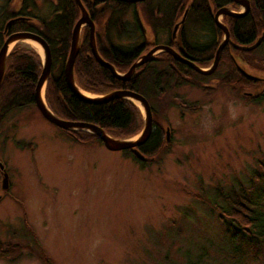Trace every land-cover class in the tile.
<instances>
[{
	"label": "rangeland",
	"instance_id": "374dc122",
	"mask_svg": "<svg viewBox=\"0 0 264 264\" xmlns=\"http://www.w3.org/2000/svg\"><path fill=\"white\" fill-rule=\"evenodd\" d=\"M167 13L170 21L172 9ZM196 29L189 21L190 41H204ZM133 39L142 40L137 29ZM18 45L44 55L39 44L17 42L11 51ZM258 51L256 61L264 58V46ZM242 62L264 77L260 65ZM60 67L53 61L52 75ZM191 74L193 80L164 76L160 87L168 98L161 95L159 103L145 95L155 100L153 125L164 136L163 147L147 160L68 134L36 103L8 112L0 122V161L9 174L7 190H0V264H191L202 251L209 254L203 264H262L254 257L258 247L239 262L232 259L223 239L226 224L211 201L232 186L252 185L264 197V98L245 97L260 93L263 84L240 87L239 94L231 85L234 73L223 85ZM186 104L192 110L183 109ZM243 242L250 245L246 237Z\"/></svg>",
	"mask_w": 264,
	"mask_h": 264
},
{
	"label": "trees",
	"instance_id": "16d2710c",
	"mask_svg": "<svg viewBox=\"0 0 264 264\" xmlns=\"http://www.w3.org/2000/svg\"><path fill=\"white\" fill-rule=\"evenodd\" d=\"M183 2L184 0L177 1V5L172 10L170 21L169 13H167L164 21L165 26H168V24L170 28L175 26L174 21L181 11ZM212 2L217 7L232 3L231 0H212ZM66 4V16L58 15L53 18L51 22L52 28L49 23L52 30L49 41L53 43L56 36L62 38L61 47L58 48L56 46V41L55 45L53 44L54 61L60 62L61 67L57 74L53 73L52 75L51 73L46 86V99L49 106L54 112L64 118L95 122L109 131H117L120 136H130L137 133L142 126V118L139 107L132 101L120 98L102 104L89 103L80 100L68 87L65 80L64 67L71 49L72 26L80 15V9L75 0H66ZM191 8L190 17L194 19L193 22L195 24L197 23L196 20L202 19L206 26L213 25L207 0H194ZM227 22L233 37L245 43L254 42L258 35L264 31V0H252L251 11L239 18L229 17ZM184 26L185 30H180L183 43L195 55L194 59L200 66H208L214 57L217 44L208 46L193 45L189 39L187 27L186 25ZM67 29L68 31H66ZM218 30L221 34V30ZM263 46L264 41L257 49L251 52L262 50ZM84 49H87V47L82 44L81 51ZM118 49L120 52L126 53L124 48L118 47ZM81 51L76 58L74 71L78 83L86 90L103 93L116 88H130L156 98L162 92L160 85H166L167 83L164 80V76L161 75L158 66L152 64H149L147 69L133 80L123 82L116 79L109 69L101 66L94 59H86V56ZM135 52V49H133L134 56L132 61L136 59ZM245 53L247 52L245 51ZM230 55L227 53L225 59L222 57L221 61L230 66L225 80L230 81L234 73L247 88L252 84L264 85L262 82L254 81L244 76L232 62V56L230 57ZM263 64L264 62L261 61L259 65L263 67ZM255 65L253 64V66ZM41 71L42 59L38 52L19 47L10 52L0 86V121L8 112L16 108L35 104V87ZM191 73L200 75V73L195 71ZM168 79L170 80L169 77ZM234 79L236 80V78ZM245 97L253 102L261 101L264 98V88L258 94L246 95ZM162 134L163 131L160 128L153 131L149 140L141 145L140 149L147 155L156 154L164 145V136ZM75 135L82 140H87V138L91 137L101 141L98 136L87 132H75ZM127 152L130 153L131 151L128 150ZM230 189L223 191L224 193H218L211 201L212 207L219 213L220 219L223 220L227 227L223 236L224 243L227 244V251L231 252L233 260L239 262L248 256V250L252 251L255 247H258L260 249H258L259 251L254 250V257L264 264V197L252 185L244 187L232 186ZM243 237H246L247 243H250L249 246L245 245L246 242H243ZM198 255L195 256V261H192L191 264H203L205 257L209 256L203 251Z\"/></svg>",
	"mask_w": 264,
	"mask_h": 264
},
{
	"label": "flooded vegetation",
	"instance_id": "af4514ba",
	"mask_svg": "<svg viewBox=\"0 0 264 264\" xmlns=\"http://www.w3.org/2000/svg\"><path fill=\"white\" fill-rule=\"evenodd\" d=\"M75 1L79 6L80 15L76 19L74 25L72 26V31L78 20L83 16V11L78 1L77 0ZM152 1L153 0H138V1L81 0L85 9L87 10L88 16L92 24L88 20L82 24L79 52L81 51L82 44L86 45L87 49L81 51L86 56V59H90V60L94 59V61H96L98 64L109 69L111 74L114 75L116 79L121 80L123 82H129L133 80L137 75L144 72L149 64L157 65L159 71H161V75L169 77L171 81L176 80V78L193 80L194 78L191 72L195 71L199 73L198 71H196L188 63L178 60L176 57H174V55L171 52L164 50L163 48L156 49V47H159L161 45L170 46L187 60L196 62L199 65V63L194 59L195 55L191 53L189 51V48L186 47V45L183 43V37L181 35V31L180 33H178V35H174L173 34L174 27L170 28L169 31L167 32L168 34L167 40H162V36L160 35V33L165 29L164 21L167 17L168 10L169 9L173 10L174 7L177 5L178 0L175 1L161 0L158 1L156 5H154ZM249 1H250V9L247 12H245L246 11L245 5L242 2L231 0L232 3L217 7L212 2V0H207L209 14L213 19V25L208 27L206 26V24L202 22V19L196 20L197 21L196 24L195 22H193L194 19L190 17V13L192 11L191 5L194 2V0H184L183 4L181 5V11L178 13L174 21L175 24L176 21L183 16L185 10L187 9V6L189 5L188 7L190 9H188L185 22L181 25L180 30L182 29L185 30L184 25H186L187 27L188 22L191 21L193 25L197 26L198 29L196 30H199L205 34V40L207 39V37L209 38L207 42H204L205 40L200 41L194 39L195 41H192L193 45L208 46V45L217 44L214 57L208 65V67H210L215 60L219 46L225 39L224 30L220 25H218L216 20L217 11L223 7H228L231 11L235 13H241V15L238 16H231L228 14H221L219 16V20L222 23L226 24L230 31V39L228 40V42L226 43V45L222 50L217 68L211 74H207L209 76V79L211 81H215L217 84L218 83H221V85L224 84L223 81H225L224 79L226 77V73L228 72L227 70H225L220 73H217L218 70L224 66L225 63H222L221 61H222V57H224L225 59L227 53H229V55L231 54L232 56L234 51L236 52L234 54H237V56L240 57L241 60L245 62H249L252 65L253 64L259 65L261 61L264 62V59L260 61H256L259 58L255 57L256 54L251 52L257 49L264 41V31L262 32V34L258 35V37L254 42L245 43L239 40L238 38L232 36L231 30L227 22V18L229 17L239 18L246 15L249 11H251L252 0ZM164 2L165 4H163ZM165 6L166 8H164ZM65 10L67 11L66 0H0V50L4 45L6 39L9 38L11 35L18 32L33 33L43 37L48 42L51 49L52 58L54 61L53 44L55 45V41H56L57 42L56 46L58 48L61 47L62 38L56 36L54 37L55 41L52 40L53 43L49 41V38L51 39L50 34L52 33L50 26L52 28L51 22L53 18L57 17L58 15H62V17L66 16ZM49 15L51 17H48ZM128 15H130V17H133V22L131 21V19L127 18ZM144 17L151 25V28L145 22ZM92 26L94 27L93 33L95 35V43L98 53L105 61L114 65L116 70L121 74L126 73L130 69L132 64L135 61H137L140 57L150 53L154 49L155 50L152 52L151 58L145 63L141 64L136 69L134 75L130 79L127 80L119 79L115 76V74L112 72L110 68L100 63L97 57L95 56L91 44ZM136 29L140 32L142 38L141 41L133 39V33L136 31ZM218 29L221 30V34ZM66 31H68V29ZM127 36H131V39L127 38ZM261 36L263 37V39L256 48L251 50H245L242 48V46H250L254 44L257 41V39L260 38ZM15 47H20V45ZM118 47L124 48L126 53L120 52ZM133 49H135L136 51L135 52L136 59L132 61V58L134 56ZM245 51L247 53H245ZM260 68L264 69V64L263 67L261 66ZM235 78L237 83H233V81H231V85H233V87L237 89L238 93L240 94V91L242 90L240 87H244V83L239 81L240 78L237 77V75ZM202 85H204L206 88L207 86H209L206 83H202ZM161 95H163L164 98L166 94L161 92L160 96H158L157 98L158 101L156 100L158 103L161 101ZM247 95L251 96V94H247ZM166 98H168L167 95ZM154 101L155 100H149L150 103H154ZM192 108L193 107H191L190 104L189 105L186 104L183 109L192 110ZM168 127H170V131H171V126ZM58 128L67 132L66 130L60 127ZM158 128L160 127L157 124L156 125L154 124L153 130L156 131L158 130ZM160 130L163 131V129L161 128ZM67 133L69 134V132ZM70 135L74 136L73 133H70ZM18 144L21 145V143ZM23 148L25 149L26 146H24ZM2 164L4 167H2ZM0 171H1L0 173L2 174L7 172L6 165L2 161H0ZM0 184H1L0 190L1 189L6 190V188H3L1 182ZM0 194L2 195V197L4 196L3 193Z\"/></svg>",
	"mask_w": 264,
	"mask_h": 264
},
{
	"label": "water",
	"instance_id": "95a60500",
	"mask_svg": "<svg viewBox=\"0 0 264 264\" xmlns=\"http://www.w3.org/2000/svg\"><path fill=\"white\" fill-rule=\"evenodd\" d=\"M77 1L83 11V16L78 20L72 32L71 49L68 54L65 67H64V75H65L66 83L68 87L70 88V90L73 92V94L77 96L80 100L85 101V102L94 103V104H102V103H108L112 100L120 99V98L128 99L132 101L135 105L139 107V109L142 111V114H143V121H142V126L140 130L137 133L130 135V136L116 137L112 135L109 130H107L106 128L102 127L101 125L95 122L84 121V120H72V119L64 118L58 115L56 112H54L52 108L49 106L47 99H46V86L51 77V72H52V67H53L52 53H51V49H50L48 42L43 37L37 34L27 33V32H18V33L11 35L9 38L6 39L4 45L2 46L0 50V86H1L4 74H5V71H6L7 59L11 52L10 44L12 40L31 39L33 41H36L44 50V55L41 57L42 71L36 83L35 95H34L36 106L38 107L42 115L48 121L68 131L69 133L87 132V133L96 135L100 138L101 141H103L105 146L110 150L130 149L134 153V155L140 160H147L149 156L146 155L140 149V146L143 145L150 138L154 125H153L151 105H150L149 100L146 98V96L137 90L126 89V88H116V89H112V90H109L103 93L89 91V90L84 89L78 83L76 79L74 66H75L76 57L80 50L82 24L87 20L92 24L88 16L87 10L85 9L83 3L81 2V0H77ZM132 1H138V0H132ZM234 1L242 2L245 5V10H246L245 12H247L250 9L249 0H234ZM188 6L183 16L180 19H178L175 23V26L173 29L174 35H178L181 25L185 22L187 12L189 9ZM221 14H228L231 16L241 15V13H235L231 11L228 7H223L217 11L216 20H217L218 25H220L224 30L225 39L219 46L217 53H216L215 60L209 68L208 67L204 68L202 66H199L196 62L187 60L186 58L181 56L175 49H173L170 46L161 45L159 47H156V49L163 48L164 50L171 52L174 55V57H176L178 60L188 63L191 67H193L196 71L200 73H204V74L212 73L217 68L222 50L224 46L226 45V43L228 42V40L230 39V31L227 25L222 23L219 20V16ZM93 31H94V27L92 26L91 44H92L95 56L97 57L100 63L110 68L112 72L115 74V76L119 79H123V80L130 79L134 75L136 69L141 64L145 63L151 58V54L155 50L154 49L150 53L140 57L137 61H135L132 64V66L126 73L121 74L116 70L114 65L105 61L98 53L96 43H95V35ZM262 39L263 37L261 36L260 38L257 39V41L254 44L250 46H242V48L245 50L254 49L261 43ZM232 58H233V62L235 66L244 76L248 77L249 79L264 83V77H260L258 75H255L249 72L248 68H246V65L242 62V60L236 54H232ZM263 88H264V85L259 92H261ZM170 135H171L170 127L167 126L166 127V138L170 139ZM2 167H4L3 164H2ZM3 176H4L2 180L3 188H8L9 175L7 172H5ZM1 197L2 195L0 194V199Z\"/></svg>",
	"mask_w": 264,
	"mask_h": 264
},
{
	"label": "bare ground",
	"instance_id": "6f19581e",
	"mask_svg": "<svg viewBox=\"0 0 264 264\" xmlns=\"http://www.w3.org/2000/svg\"><path fill=\"white\" fill-rule=\"evenodd\" d=\"M17 42L26 43V44H30L33 47L41 48L36 41H33L31 39H14L12 40L10 47L13 46Z\"/></svg>",
	"mask_w": 264,
	"mask_h": 264
}]
</instances>
